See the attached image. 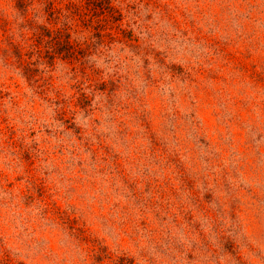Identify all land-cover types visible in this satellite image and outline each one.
I'll return each instance as SVG.
<instances>
[{
	"label": "rangeland",
	"instance_id": "374dc122",
	"mask_svg": "<svg viewBox=\"0 0 264 264\" xmlns=\"http://www.w3.org/2000/svg\"><path fill=\"white\" fill-rule=\"evenodd\" d=\"M89 1L0 0V264H264V0Z\"/></svg>",
	"mask_w": 264,
	"mask_h": 264
},
{
	"label": "trees",
	"instance_id": "16d2710c",
	"mask_svg": "<svg viewBox=\"0 0 264 264\" xmlns=\"http://www.w3.org/2000/svg\"><path fill=\"white\" fill-rule=\"evenodd\" d=\"M100 1H102V0H90L89 1V6L93 7L96 10H101V8L104 9L105 8L104 5L97 6V2H100ZM41 29H42L41 31L44 33V29L45 28H41ZM43 33H41L39 31L36 34V35H38L37 37H40V36L42 37V38H40V41H43V40H47V41H52V40L59 41V39L62 38V35H63L65 42L71 45V43H69V40L66 39L65 33H64V30L63 29H54L52 31L48 30L47 34H45L47 36L46 38L44 37L45 35ZM49 37H51L52 40H48L47 38H49ZM47 41H46V43H47ZM44 43H45V41H44ZM54 48H55V46L52 47V49H54ZM54 50H55L54 52L57 53V50L58 49L55 48ZM58 51L62 53V55H63L62 58L72 59L73 56L75 55V53H74L75 50H73V48L71 49V47L69 45L68 46H65V48L59 49Z\"/></svg>",
	"mask_w": 264,
	"mask_h": 264
}]
</instances>
